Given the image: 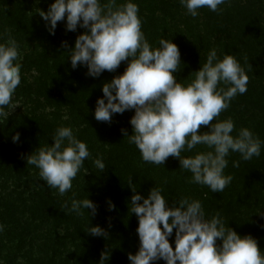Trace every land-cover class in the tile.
I'll return each mask as SVG.
<instances>
[{"label": "trees", "instance_id": "obj_1", "mask_svg": "<svg viewBox=\"0 0 264 264\" xmlns=\"http://www.w3.org/2000/svg\"><path fill=\"white\" fill-rule=\"evenodd\" d=\"M54 2L0 0V29L10 31L23 57L22 85L15 94L26 109L0 123V224L5 226L0 233V260L5 264H130L128 256L140 247L138 218L130 212L134 195L130 178L145 198L153 187L162 188L169 206L183 197L200 200L207 218L219 212L226 226L242 237H253L264 251V147L259 158L249 161H243L239 153L228 157L225 175L233 180L221 193L190 183L192 174L180 170L176 158L169 157L163 166L143 162L121 131L132 134L134 110L115 114L110 123L97 121L94 115L97 100L103 98V85L122 75L128 62L98 78L89 76L86 66L73 69L68 51L85 29L78 26L75 32L67 31L65 18L50 34L38 10L47 12ZM134 2L139 5L148 42L158 47L163 36L179 47L178 82L190 83L213 48L221 59L224 54L236 57L249 76L248 91L232 100L218 119L231 118L237 130L248 128L264 141V0H231L221 6L220 14L202 8L195 18L179 0ZM3 37L6 41L7 36ZM48 108L55 111L46 113ZM62 126L71 127L91 152L85 161L89 174L82 169L64 196L48 188L35 166L27 165V157L38 148L54 143L52 137ZM201 131L208 128L202 126ZM17 134L19 140L13 142ZM206 150L198 145L193 153L182 155ZM98 157L106 165L102 172L93 163ZM234 161H239L238 167H233ZM73 198H88L96 205L95 214L91 209L83 210V216L67 212L64 204L67 201L70 207ZM96 226L106 235L88 231ZM174 240L175 230L170 238L173 248ZM104 254L108 259L102 260Z\"/></svg>", "mask_w": 264, "mask_h": 264}, {"label": "clouds", "instance_id": "obj_2", "mask_svg": "<svg viewBox=\"0 0 264 264\" xmlns=\"http://www.w3.org/2000/svg\"><path fill=\"white\" fill-rule=\"evenodd\" d=\"M230 2L179 0L193 18L202 8L220 14L221 6ZM139 11L134 0H55L47 12L38 10L52 35L58 22L65 18L67 31L75 32L78 26L85 29L68 51L73 69L86 66L88 75L98 78L128 62L122 75L103 85L95 119L110 123L115 114L134 110L130 120L132 134L121 131L128 143L136 146L143 162L163 166L169 157L176 158L179 169L192 174L190 183L221 193L233 180L231 175H225L228 157L239 153L243 161H249L259 158L264 147V141L250 129L237 130L231 118L218 119L230 108L232 100L248 91L249 76L235 56L224 54L221 59L213 48L190 83L178 82L175 74L182 64L179 47L162 36L154 48L142 31ZM4 35L7 40L0 43V118L8 119L11 113L7 109L17 107L13 97L21 84L23 57L10 31L0 34V39ZM64 46L67 47L66 42ZM202 126L208 131H201ZM18 140L19 134L13 137V142ZM52 140L51 146L38 148L27 157V165L35 166L48 188L57 189L64 196L85 169L91 152L71 127L57 128ZM198 145L207 150L182 155L193 153ZM93 163L101 172L106 168L102 157ZM238 166L239 161H234L233 167ZM128 184L134 193L130 212L138 218L140 241L138 252L128 256L130 264H155L160 260L166 264H264V251L257 240L242 237L226 226L219 212L207 218L200 200L183 197L169 206V197H165L162 188L153 187L145 198L137 192L131 178ZM64 208L78 216L84 215L83 210L96 212V205L88 198H73L71 206L66 201ZM4 227L0 224V233ZM174 230L175 248L170 243ZM88 231L94 236L106 235L99 226ZM105 259L108 258L104 254L102 260ZM0 264L4 262L0 260Z\"/></svg>", "mask_w": 264, "mask_h": 264}, {"label": "rangeland", "instance_id": "obj_3", "mask_svg": "<svg viewBox=\"0 0 264 264\" xmlns=\"http://www.w3.org/2000/svg\"><path fill=\"white\" fill-rule=\"evenodd\" d=\"M38 16V15H37ZM7 31H9V30H7ZM5 33V31H1V29H0V34H4ZM5 42V37H3V39H0V43H4ZM22 81V80H21ZM22 85V82H21V84H20V86ZM13 103L17 106L15 109H7L11 114H10V116L8 117V119H3V118H0V123H4V122H8V121H11V119L15 116V115H17V114H21V113H26L25 111H26V109L24 108V105H23V102H21V101H17L16 100V94L14 95V97H13ZM12 111V112H11ZM55 110L52 108H48L47 110H46V113H51V112H54ZM62 113H63V120L64 121H67L68 120V116H67V111L66 110H63L62 111ZM32 171H35V169H32ZM86 174H89V171H87V173ZM60 233L61 234H64L65 233V231L64 230H60ZM21 261V263H24L23 262V260H20ZM5 264V263H4Z\"/></svg>", "mask_w": 264, "mask_h": 264}]
</instances>
